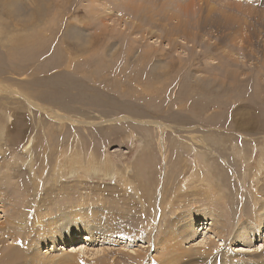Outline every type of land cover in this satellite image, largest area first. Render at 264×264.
Instances as JSON below:
<instances>
[{"label": "rangeland", "instance_id": "obj_1", "mask_svg": "<svg viewBox=\"0 0 264 264\" xmlns=\"http://www.w3.org/2000/svg\"><path fill=\"white\" fill-rule=\"evenodd\" d=\"M0 188V264H264V0H0Z\"/></svg>", "mask_w": 264, "mask_h": 264}, {"label": "bare ground", "instance_id": "obj_2", "mask_svg": "<svg viewBox=\"0 0 264 264\" xmlns=\"http://www.w3.org/2000/svg\"><path fill=\"white\" fill-rule=\"evenodd\" d=\"M247 126V125H246ZM251 127V126H250ZM246 128V127H245ZM244 128V129H245ZM249 128V127H248ZM243 129V128H242ZM179 173V172H178ZM176 175V174H175ZM186 176V175H185ZM1 189V188H0ZM159 196H160V194H159ZM162 196H163V194H162ZM164 197V196H163ZM162 197V198H163ZM160 198V197H159ZM162 198H161V200H162ZM162 202V201H161ZM0 207H2L1 205H0ZM1 209V208H0ZM17 210V208H13V212H15ZM11 212V211H10ZM13 212H11V213H13ZM263 214L264 213H260V216L258 217V219H257V221H256V226H258V225H260V230L262 229V227H264V217H263ZM30 215V214H29ZM207 215V214H206ZM8 216V215H7ZM11 216V215H10ZM212 216V215H211ZM263 217V218H262ZM210 218V217H209ZM7 219H9V218H7ZM13 219V218H12ZM213 220V219H212ZM35 221V220H34ZM11 221H7V223H10ZM39 222V221H38ZM29 224V223H28ZM37 224V223H36ZM57 225V224H56ZM210 225V226H209ZM208 225V223H204V222H202V224H200V225H198L196 228V231L195 232H199V230L200 231H203L204 230V233H206V232H210V230H211V228H213L212 226V223L211 224H209ZM47 227V226H46ZM200 229H199V228ZM208 227H210V228H208ZM7 228H8V224H7ZM43 228H45V227H43ZM195 228V227H194ZM35 229V228H34ZM49 229V228H48ZM214 229V228H213ZM243 229V228H242ZM3 231V233H4V231H5V225L4 226H2L1 224H0V231ZM36 230V229H35ZM41 230V229H40ZM50 230V229H49ZM258 231V230H257ZM8 232H9V230H8ZM40 232V231H39ZM44 232V231H43ZM60 232V231H59ZM2 233V232H1ZM42 234V233H41ZM210 234V233H209ZM237 233L235 232L234 234H233V240H234V242L235 243H243V239H247V240H249V236L248 235H246V234H244V235H236ZM210 236V239H212V240H214L215 241V239H216V237L215 236H212V235H209ZM61 237V236H60ZM209 238V237H208ZM125 239V238H124ZM203 241H201V243H199V244H205V243H203L204 241H207V240H205V238H203L202 239ZM218 240V239H217ZM237 240V241H236ZM211 242V241H210ZM217 242V241H216ZM222 242V241H221ZM158 245V244H157ZM212 246H210L209 244L206 246V248H200L201 250H200V252H204V251H206L207 249H209V248H211ZM234 247H240V246H234ZM199 248V247H198ZM232 249V248H231ZM236 249V248H235ZM178 250V249H177ZM232 251V250H231ZM234 252V251H233ZM235 252H240V250L239 251H235ZM243 252V251H242ZM248 253V252H247ZM100 254V253H99ZM202 254H205V253H202ZM205 255H207V253L205 254ZM74 260V259H73ZM101 261V260H100ZM96 262H98V263H96V264H100V262H99V260L97 261L96 260Z\"/></svg>", "mask_w": 264, "mask_h": 264}]
</instances>
